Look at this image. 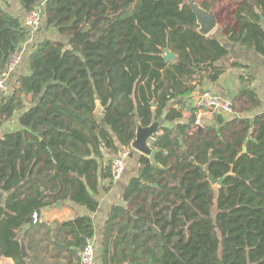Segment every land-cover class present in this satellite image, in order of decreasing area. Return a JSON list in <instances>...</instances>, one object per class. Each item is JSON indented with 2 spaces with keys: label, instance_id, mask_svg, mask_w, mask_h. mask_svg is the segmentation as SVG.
Instances as JSON below:
<instances>
[{
  "label": "trees",
  "instance_id": "1",
  "mask_svg": "<svg viewBox=\"0 0 264 264\" xmlns=\"http://www.w3.org/2000/svg\"><path fill=\"white\" fill-rule=\"evenodd\" d=\"M41 1L20 0L23 13L40 4L47 29L68 41L37 43L28 73L0 95V128L17 113L21 125L0 136V258L82 264L93 218L33 223L34 211L67 199L95 211L90 191L100 178L113 181L111 161L99 175L102 149L130 148L137 122L149 125L167 110L166 121L178 122L159 129L155 158L140 156L138 175L111 207L102 264H264V111L217 112L194 131L195 109L181 121L185 100L223 74L224 38L264 56V0H235L233 20L209 35L187 0ZM216 10L218 19L226 7ZM23 17L0 2V73L30 37ZM163 48L176 59L166 62ZM236 98L248 103L244 111L262 104L245 87ZM208 173L226 176L223 185L215 188Z\"/></svg>",
  "mask_w": 264,
  "mask_h": 264
},
{
  "label": "crops",
  "instance_id": "2",
  "mask_svg": "<svg viewBox=\"0 0 264 264\" xmlns=\"http://www.w3.org/2000/svg\"><path fill=\"white\" fill-rule=\"evenodd\" d=\"M45 1L46 0H42L41 3L44 5ZM0 2L5 10L9 13L13 15L22 14L25 16L26 13H23L20 0H1ZM39 5L40 4H38V6ZM234 6H236V3ZM212 10L215 12L214 8H212ZM233 22L234 21L230 22L229 26L233 25ZM44 23L45 22H42L41 28L32 38H28L18 48L21 54V62L8 79L9 91L13 90V83L16 81L19 75L28 73V58L37 43L47 37L64 42L68 41L66 35L59 34L56 29L53 28L48 30ZM224 24H226V22ZM218 27L219 26H217L216 29L210 34L218 31ZM224 44L229 48V54L217 62L218 66H222L223 74L216 82L205 81V83L202 85V89L205 90V86H208L211 90H213L215 94L216 92H218L223 96L228 95L231 92V98L237 101L239 98H236V96H238L241 89L247 85L249 89H253L255 91L258 97L262 100V104L252 111H244V108L242 106V109L241 111H238V114L243 116H250L251 114L254 115L256 113L264 111V56L257 53L253 49H249L247 47L241 46L240 44L230 42L226 38H224ZM233 89H236L235 93L232 92ZM240 99L242 100V104H244V106L248 105V103L243 102V98ZM178 101L179 99L173 101V106L176 108L179 106ZM185 102L186 103L183 110V118L181 119V121L183 122H186L191 118L192 109H194L193 96L191 97V99H186ZM30 106L31 103L29 102L28 98H25V108ZM98 109L102 112L104 108H102L100 104H98ZM19 114L20 113L15 114V116L9 120L11 121L13 119V124H11L10 126L12 127V129L6 130V127H3V133L15 131L21 128L18 118ZM238 114L236 113L234 115ZM209 119H211V117L206 119V123H212L213 120L209 121ZM177 122L169 123L165 119L164 125H176ZM3 133L1 134V136L3 135ZM118 145L121 148V151L118 155H122L124 153L128 155V160L126 161V170L122 177L115 181H112L109 178H100L98 191H96V193L90 191L99 203L95 211H91L86 205L74 202L70 199L61 201V207H55L51 205L49 207L46 206L41 210V222L46 223L71 220L78 215H90L93 218L95 226V236L93 238L97 250L95 264H102L100 249L102 248L101 245L104 238L105 223L109 218L111 207L114 204L122 202L124 191L130 179L138 175L140 168L139 160L142 153L132 147L124 149L119 143ZM102 153L104 155V160L100 161L101 166L99 175L101 174L102 167L110 162L109 159H112L117 155L113 150L108 148H103ZM0 264L15 263L12 258L1 257Z\"/></svg>",
  "mask_w": 264,
  "mask_h": 264
},
{
  "label": "built area",
  "instance_id": "3",
  "mask_svg": "<svg viewBox=\"0 0 264 264\" xmlns=\"http://www.w3.org/2000/svg\"><path fill=\"white\" fill-rule=\"evenodd\" d=\"M43 18V9L41 6L36 7L34 10L27 12L24 16V24L30 30V37L32 38L41 28ZM21 62V54L19 49L12 53L9 62L7 63L6 69H4L0 74V95L7 92L9 89L8 79L10 75L17 69ZM194 100V114L195 120L192 126V131L202 128L206 119L211 117L217 112H223L226 114H235L233 110V105L230 102L223 101L220 97L215 95V93L209 92L208 90H203L197 92L193 95ZM150 139V144L152 140ZM111 170L113 180H117L122 177L126 170V160L122 156H116L111 161ZM41 212L35 210L32 217L33 223L41 222ZM96 246L93 240H91L81 254L82 264H95L96 261Z\"/></svg>",
  "mask_w": 264,
  "mask_h": 264
},
{
  "label": "water",
  "instance_id": "4",
  "mask_svg": "<svg viewBox=\"0 0 264 264\" xmlns=\"http://www.w3.org/2000/svg\"><path fill=\"white\" fill-rule=\"evenodd\" d=\"M189 6L196 15L197 22L199 24V32L204 35H209L218 26V19L215 12L212 9H206L199 4L197 0H187ZM101 17H97L91 24L92 27H96ZM161 56L166 62H171L176 59L177 54L170 48H163ZM156 106V104H153ZM107 107L102 110V114H105ZM167 110H165L161 117L151 121L149 125L144 126L140 121L137 122L136 134L131 142V147L139 151L143 155L155 158L156 149L149 143L151 138L157 135L159 129L164 126V122L167 116ZM105 124V119L101 120V125ZM201 130V128H199ZM246 150V149H245ZM226 176L221 178L214 177L211 173H208V179L212 185L222 186ZM156 185V184H155ZM55 207H61V200H58L53 204ZM49 207V206H48ZM64 247V245H62ZM23 249L25 244L23 243ZM25 255L27 252L24 251Z\"/></svg>",
  "mask_w": 264,
  "mask_h": 264
},
{
  "label": "rangeland",
  "instance_id": "5",
  "mask_svg": "<svg viewBox=\"0 0 264 264\" xmlns=\"http://www.w3.org/2000/svg\"><path fill=\"white\" fill-rule=\"evenodd\" d=\"M213 1L215 2V4H214L215 11H217L216 9H218V8L221 9L223 7H226V10L220 12V14L218 15V19H219V21H218L219 25L218 26H222L227 19H229V21L233 20L232 11L235 8V6H234L235 5V2H234L235 0H213ZM245 88H248L247 85L245 86ZM205 90H208L209 92L214 93L213 90H211L208 86H205ZM232 92L235 93L236 92V89H233ZM215 95H217L218 97H220L223 101L230 102V103H232L233 106L235 105L233 107V110H234L235 114L236 113L238 114L239 113L238 111H241V109H242V105H241L242 104V100L241 99H238L237 101H235V100L233 101V99L231 98V96H232L231 92L228 95H224V96L223 95H220L218 92H216ZM222 97H224V98H222ZM225 98H227V99H225ZM213 117H214V115H212V118L209 119V121H212L213 120ZM11 124H13V119L11 121H8L6 124H4L2 126V129L0 128V136L4 132V131H2L3 130V127H6V130L12 129V127H10ZM7 125H9V126H7ZM119 156L124 157L126 161L128 160V155L125 154V153L122 154V155H119ZM114 157H116V156H114ZM112 159H109V160L112 161ZM108 163H110V162H108ZM214 187L216 188V187H218V185L216 184V185H214Z\"/></svg>",
  "mask_w": 264,
  "mask_h": 264
}]
</instances>
